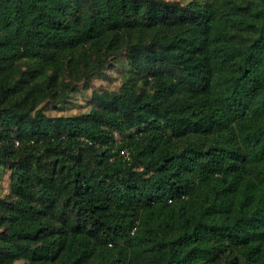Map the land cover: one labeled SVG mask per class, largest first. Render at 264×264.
<instances>
[{
    "label": "trees",
    "instance_id": "1",
    "mask_svg": "<svg viewBox=\"0 0 264 264\" xmlns=\"http://www.w3.org/2000/svg\"><path fill=\"white\" fill-rule=\"evenodd\" d=\"M1 168L0 264H264V0H0Z\"/></svg>",
    "mask_w": 264,
    "mask_h": 264
},
{
    "label": "rangeland",
    "instance_id": "2",
    "mask_svg": "<svg viewBox=\"0 0 264 264\" xmlns=\"http://www.w3.org/2000/svg\"><path fill=\"white\" fill-rule=\"evenodd\" d=\"M187 3L190 0H179ZM205 1V0H200ZM130 65L125 58L121 56L114 62L112 67L106 68L98 74L90 85L81 84L78 88L69 91V95L62 102L50 104L46 111L50 115H72L87 112L92 107V95L95 89H118L130 74ZM12 171L9 168L0 169V195L8 193L12 183Z\"/></svg>",
    "mask_w": 264,
    "mask_h": 264
},
{
    "label": "built area",
    "instance_id": "3",
    "mask_svg": "<svg viewBox=\"0 0 264 264\" xmlns=\"http://www.w3.org/2000/svg\"><path fill=\"white\" fill-rule=\"evenodd\" d=\"M124 156L125 158L129 159L130 158V154L128 151H124Z\"/></svg>",
    "mask_w": 264,
    "mask_h": 264
}]
</instances>
